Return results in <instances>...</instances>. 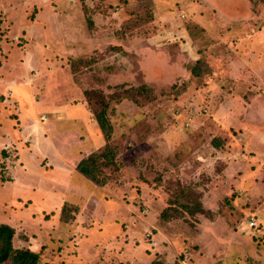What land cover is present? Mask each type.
<instances>
[{
    "label": "rangeland",
    "instance_id": "obj_1",
    "mask_svg": "<svg viewBox=\"0 0 264 264\" xmlns=\"http://www.w3.org/2000/svg\"><path fill=\"white\" fill-rule=\"evenodd\" d=\"M88 17L102 25L98 42L87 40L96 37ZM134 39L164 54L157 76L141 71L148 57L122 50L138 48ZM48 44L62 50L53 55ZM22 54L21 75L15 63ZM1 55L0 223L15 228V246L40 251L48 264H264V167L261 175L251 172L257 153L264 157V0H0ZM174 64L179 69H165ZM12 80L36 89L34 121L19 118L9 102ZM63 97L73 101L55 108ZM233 107L244 109L222 117ZM101 110L112 127L106 141L91 123ZM104 143L117 150V165L100 174L106 184L77 173L84 182L67 183L83 196L65 192L62 179L73 172L57 164L60 155H73L67 166H74ZM19 150L35 151L40 166H28L25 178L42 193L28 198L20 186L27 183L2 185L21 181ZM59 195L68 198L58 207ZM197 201L218 214L202 205L203 213H183L196 211ZM109 211L110 226H97Z\"/></svg>",
    "mask_w": 264,
    "mask_h": 264
},
{
    "label": "crops",
    "instance_id": "obj_2",
    "mask_svg": "<svg viewBox=\"0 0 264 264\" xmlns=\"http://www.w3.org/2000/svg\"><path fill=\"white\" fill-rule=\"evenodd\" d=\"M153 4H155V3H153ZM151 6H152V4H151ZM153 7V6H152ZM153 8H155V7H153ZM239 8V7H238ZM234 9H236V7H234ZM157 10V9H156ZM160 10H162L161 12H159L160 14L161 13H163L164 12V10L163 9H160ZM158 11V10H157ZM236 11H238V9H236ZM217 14H219L218 12H217ZM155 15V17H157V16H159L158 14H154ZM221 15V13L219 14V16ZM235 19H237V20H240L241 19V13H239V15L237 16V17H234V20ZM92 20H93V25L95 26L94 28L95 29H93V33H92V35L93 36H96V37H91L90 35L91 34H87V40L89 41V42H91V43H93V42H98L99 40H100V37H99V32L100 31H102L103 29H102V25H100V24H98V22H97V20H95V18H92ZM219 20V19H218ZM119 34V36H121L122 37V33H118ZM147 39H149V38H147ZM123 41L122 40H118V42H117V45H120L121 43H122ZM132 46H136V47H138V48H128V47H126V46H121L122 47V50H124L125 52H127V53H134L135 55H137V56H146V57H148L147 59H149L150 60V62H146V64L144 65V67L142 68V73L144 74V75H148V76H150L149 78H151V77H154V75H158V73H161V69L163 68V64L165 63V62H163L164 61V59H165V56H164V54H152L151 52H152V50H153V48L149 45V43H147V42H143L142 40H139V42H138V40H136V39H134V42H133V45ZM28 52V51H27ZM151 54V55H150ZM22 61L21 62H16L15 64H16V66L18 67L19 65H21V75L24 73L23 72V68H24V63H25V61H23V59H26V57H24V55L22 54ZM45 59L46 58H44V57H42L40 60H41V62H40V66L42 65L41 63L42 62H45ZM6 60L7 59H5L4 60V62H6ZM20 60V59H19ZM48 62H50V59L48 58ZM4 62H2V64L3 65H5V63ZM19 63V64H18ZM21 63V64H20ZM263 65V64H262ZM54 66H55V64H54V62H50V64H45V70H46V73H51L50 71L52 70V69H54ZM179 67V64H177V65H175L174 64V67L173 66H171V68H165L166 70H171V71H173V69H179L178 68ZM246 67H248L247 65H246ZM13 68H14V65H13ZM252 68H254V67H252ZM263 69H264V65H263V67H262ZM212 69L215 71V75H217V73H219V68L217 67V66H214V67H212ZM241 68H239V70H237V74H238V78H236V80L237 79H239V80H237V81H241L242 79L241 78H244L245 77V74H246V72L244 73H242L241 71ZM36 72H38V69L36 70ZM248 72V71H247ZM236 74V75H237ZM8 76V75H7ZM50 76V75H49ZM219 76H221V74H219ZM126 77H128V76H126ZM4 78V77H3ZM17 79H18V77H16ZM21 78H22V76H21ZM217 78H218V75H217ZM217 78H215V80H211L212 81V83H214L215 81H218V79ZM12 81H14V83H15V90H14V93H13V97L14 98H10L9 99V102H11V104L14 106V107H16L17 108V111L19 112L18 113V115H19V118L20 117H24V119H26V120H28V121H34L36 118H37V116H38V114H37V112H35L34 111V109H33V107H35V109L37 110V107L34 105V101H35V98H34V92H35V88L34 87H32V86H30V84L28 85V84H21V88H18V86L16 85L17 83H18V80H12ZM232 81H233V79H232ZM21 82H24V81H22V79H21ZM6 84H8V82H4V84H1L2 86H5ZM49 85H50V87L52 88L53 86H54V84L52 83H48ZM19 89V90H18ZM21 89L22 90H26L27 91V94H28V98H21ZM59 98H61V97H59ZM66 98V99H65ZM73 101V99L70 97V98H67V97H63L62 99H60V101H58L57 100V102H58V104L57 105H55L54 107L55 108H60L61 106H66L68 103H70V102H72ZM81 106H82V104L83 103H79ZM26 106H28L31 110H32V112H30L29 113V111L27 110V112H25L24 111V108L26 107ZM234 108V109H233ZM231 110H230V112H229V110L227 109V110H225L224 112H223V114H222V117H224V116H226V115H229V114H231V112H233V111H235L234 112V115H235V113L236 112H238V110H240V109H244V108H242V107H233ZM91 123L93 124V127H94V129H98V127H97V124L94 122V121H92L91 120ZM227 124V123H226ZM245 125H247V124H245ZM259 127V126H258ZM248 132L250 133L251 132V130H253L252 128H249L248 127ZM99 131V130H98ZM96 133V132H95ZM248 133V134H249ZM258 134H259V140L261 141H263L264 142V132H260V131H258ZM11 140H13V138L11 137L10 138ZM12 144V143H11ZM18 144V147H19V145H21V142H16V145ZM96 147H94V149H95ZM19 152H20V154H19V156H18V161H17V166H15V168H17V171L18 172H21V174L23 175H21V181H20V178H18V180L17 181H13V180H11V181H7L6 183H3L2 185H9V184H12V186H14V185H19V183L20 184H24V183H27L28 184V186H26V185H24V188H23V185H20L21 186V193L24 195V196H22V197H24V198H28V196H30L31 197V195L32 194H35V195H37V193H42V191L41 190H43L42 189V187L40 186V185H35V184H33L30 180H27L25 177H26V175L27 174H29V175H31V169L28 167V166H33V171H38V170H40V166H38L35 162H36V152L34 151V153H24V150H23V153L21 152V150H19ZM259 152L257 153V155H256V160H255V162L257 163V164H255L254 165V167H253V169H251V172L252 173H254L255 175H261L262 174V169H263V167H264V157L263 158H261L259 155ZM260 154H262V153H260ZM73 155H69V154H65V155H60V158L58 159V161H57V164L59 163V164H61V165H63L65 168H66V170L68 169V170H70L71 172H73L71 175L70 174H68L67 172H65V174H64V172L63 171H61L62 172V174H64L65 175V178H63L62 179V181H64V180H66V182L64 183V184H68L67 183V181H68V177H71L72 179H73V183L72 184H74V179L76 178V176L75 175H77V173H79L78 171H77V169H76V164H74V166H67L68 165V161H67V159L69 158V159H71V157H72ZM209 157V156H208ZM208 157H206L205 159H207ZM66 159V160H65ZM203 160V159H202ZM23 163V164H22ZM23 165V167H25V169L23 168V169H21V166ZM27 166V167H26ZM58 166V165H57ZM244 169H246V168H244ZM17 172V173H18ZM61 174V175H62ZM245 175V172H244V170H243V175H242V177ZM77 179V178H76ZM59 180H61V179H59ZM70 181H72V180H70ZM77 181H82V180H80V179H77ZM90 181V180H89ZM244 180H240V182H239V185H240V183L241 182H243ZM82 182H84V181H82ZM71 183V182H70ZM68 184V186L65 188V192L67 191V192H69V191H72L73 193H75V195H74V197H76V198H79V197H81V196H83V192H81V189H77V185H73V189L71 188L72 187V184ZM93 184V183H92ZM244 183H242V185H243ZM31 185H33V187L32 188H30V186ZM60 185V184H59ZM1 187H3V186H1ZM98 187V186H97ZM33 188H36V189H33ZM41 189V190H40ZM79 190H80V193L82 194V195H78V192H79ZM52 191V189H50L49 190V194L50 193H52L54 196L55 195H57V194H54L53 193V191ZM47 194V193H46ZM68 198V196L67 195H65V197H61V195H59V196H57L56 198V201H57V203H56V205L59 207L60 205H62V202H64L63 200H65V201H67L66 199H64V198ZM73 197V196H72ZM72 197H69V198H72ZM48 202H49V204H48ZM47 202V205L48 206H50V203H52L51 201H48ZM201 202V201H200ZM51 205H53V204H51ZM55 205V206H56ZM201 205L203 206V207H206V209H209L210 210V212H212V213H217V211L216 210H214V208L210 205L209 206V204L207 205L204 201L201 203ZM106 206V205H105ZM106 209V208H105ZM22 210V209H21ZM105 210H103V212H104ZM107 211V210H106ZM23 212H25V211H23ZM26 212H28V213H31L30 211H26ZM105 214H109V215H107V217H104V215H103V217L101 218V219H99V220H97L96 222H95V224L97 225V226H99V225H101V223H103L105 226H107L109 223H110V221L111 220H113L114 218H112V216L114 215L113 214V212L112 211H109V212H105ZM218 214V213H217ZM10 225H12L11 223H9ZM248 225V224H247ZM13 226V225H12ZM244 227V226H243ZM248 228H249V226H247ZM28 245H26V247H27ZM205 258V256L203 255V257H200V258H198V256H197V258H195L196 259V261H200V260H202V259H204ZM183 263H185V262H183ZM186 264V263H185Z\"/></svg>",
    "mask_w": 264,
    "mask_h": 264
},
{
    "label": "trees",
    "instance_id": "obj_3",
    "mask_svg": "<svg viewBox=\"0 0 264 264\" xmlns=\"http://www.w3.org/2000/svg\"><path fill=\"white\" fill-rule=\"evenodd\" d=\"M87 27L89 29L93 28L95 29L93 25V20L91 17L87 18ZM92 29V30H93ZM50 48L56 50L55 54L57 53V50L60 51L62 50V47L60 44L54 46L48 44ZM83 46V44H82ZM52 50V51H54ZM87 54H82L78 56L77 58H82V57H87L90 52L87 51L85 52ZM2 55L6 54L3 53ZM2 55L0 59L2 58ZM8 57V56H7ZM4 58V56H3ZM73 59H76V57H72ZM6 58H4L2 61H4ZM78 61V60H74ZM200 62H202L200 59L198 60L197 64L193 65L190 69L192 76L197 77L200 76L201 73L199 72V67H200ZM70 63V62H69ZM71 65V63H70ZM72 65L73 71L76 70V66ZM110 68V66H109ZM108 68V69H109ZM185 81V80H184ZM149 88V87H148ZM93 121L97 124V127L99 129V132H101V135L104 136L105 141L109 140L111 132H112V127L109 121L106 118L105 113L101 110L100 112L95 114V119L92 118ZM213 142V146L216 148L218 147V144ZM117 150L115 146H112L109 143H104L101 145L99 148L95 149L93 152H91L89 155L86 157H83L79 159V161L76 164V169L77 171L85 176L88 180H90L93 184L96 186H104L107 182V179L105 177H101L100 174L102 175V170L104 167H109V166H115L117 165ZM198 208L197 210H193V208H184L183 213L187 214H193L194 212H199L203 213V208L201 206L200 201L196 202ZM201 206V207H200ZM61 212L58 214L60 215ZM180 214V213H179ZM252 218V217H251ZM9 222H12V220H9ZM105 228L109 227L110 225L108 224L105 226L103 223H101ZM15 228L8 224V223H0V264L3 263H8V264H48L47 262L42 263L41 258H40V251L33 250L30 247H18L14 245L13 241V236H14ZM100 238H102L100 236ZM98 240V239H97ZM96 242V241H94ZM56 264H65L63 262L56 263ZM153 264H160L158 263H153Z\"/></svg>",
    "mask_w": 264,
    "mask_h": 264
},
{
    "label": "built area",
    "instance_id": "obj_4",
    "mask_svg": "<svg viewBox=\"0 0 264 264\" xmlns=\"http://www.w3.org/2000/svg\"><path fill=\"white\" fill-rule=\"evenodd\" d=\"M247 224L250 228H252L255 225V220L253 218H250Z\"/></svg>",
    "mask_w": 264,
    "mask_h": 264
}]
</instances>
